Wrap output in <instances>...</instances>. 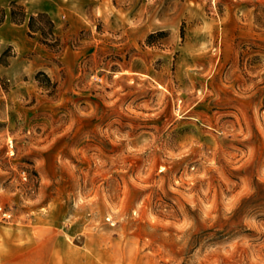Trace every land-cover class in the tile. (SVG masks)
<instances>
[{
	"label": "rangeland",
	"instance_id": "1",
	"mask_svg": "<svg viewBox=\"0 0 264 264\" xmlns=\"http://www.w3.org/2000/svg\"><path fill=\"white\" fill-rule=\"evenodd\" d=\"M0 206V264H264V0H0Z\"/></svg>",
	"mask_w": 264,
	"mask_h": 264
},
{
	"label": "trees",
	"instance_id": "2",
	"mask_svg": "<svg viewBox=\"0 0 264 264\" xmlns=\"http://www.w3.org/2000/svg\"><path fill=\"white\" fill-rule=\"evenodd\" d=\"M44 16V15H47L45 12H40V13H38V14H31L30 15V21H29V25H30V28L32 29V30H41L42 32L44 31L43 30V28L42 27H35L34 26V20L37 18V16ZM11 17H12V19L13 20H16L15 19V12L12 10V13H11ZM49 20V32L51 33V34H53V21H52V19L51 18H49L48 19Z\"/></svg>",
	"mask_w": 264,
	"mask_h": 264
},
{
	"label": "built area",
	"instance_id": "3",
	"mask_svg": "<svg viewBox=\"0 0 264 264\" xmlns=\"http://www.w3.org/2000/svg\"><path fill=\"white\" fill-rule=\"evenodd\" d=\"M0 212L3 213L4 215H7V212L2 209V206H0Z\"/></svg>",
	"mask_w": 264,
	"mask_h": 264
}]
</instances>
